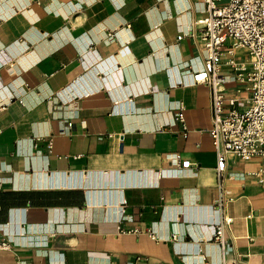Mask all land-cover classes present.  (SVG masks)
<instances>
[{
    "label": "crops",
    "instance_id": "1",
    "mask_svg": "<svg viewBox=\"0 0 264 264\" xmlns=\"http://www.w3.org/2000/svg\"><path fill=\"white\" fill-rule=\"evenodd\" d=\"M204 13L203 0H0V264H222L211 90L193 78ZM228 157L227 261L264 264V159Z\"/></svg>",
    "mask_w": 264,
    "mask_h": 264
},
{
    "label": "built area",
    "instance_id": "2",
    "mask_svg": "<svg viewBox=\"0 0 264 264\" xmlns=\"http://www.w3.org/2000/svg\"><path fill=\"white\" fill-rule=\"evenodd\" d=\"M203 1L205 13L196 23L201 26L204 66L193 72V78L197 83L207 84L211 90L210 135L217 158L218 198L215 206L220 213L214 240L221 249L222 264H249L239 254L231 263L227 261L226 252L228 248H235V244L226 236L232 218L224 211L234 199L228 188L233 177L229 172L228 155L233 153L244 161L264 159V0ZM184 35H178L177 39ZM238 48L247 54V61L238 59ZM223 66L232 71L236 81L231 94L227 93L224 84ZM245 92H249L247 98ZM178 120L183 136L187 137L189 130L183 114H179ZM48 147L52 148L51 142ZM173 157L178 167L191 166V161L182 159L178 152ZM262 173V169L247 172L258 176L260 182L263 181ZM7 248H10V242L0 240V249Z\"/></svg>",
    "mask_w": 264,
    "mask_h": 264
}]
</instances>
